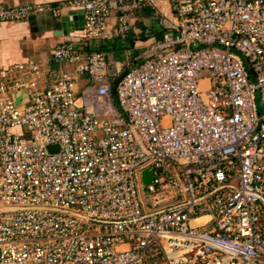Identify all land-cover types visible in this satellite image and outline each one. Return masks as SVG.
I'll return each instance as SVG.
<instances>
[{
    "label": "built area",
    "instance_id": "1",
    "mask_svg": "<svg viewBox=\"0 0 264 264\" xmlns=\"http://www.w3.org/2000/svg\"><path fill=\"white\" fill-rule=\"evenodd\" d=\"M70 6L84 38L144 8L162 33L136 63L67 42L70 69L0 66V264H264V0Z\"/></svg>",
    "mask_w": 264,
    "mask_h": 264
},
{
    "label": "crops",
    "instance_id": "2",
    "mask_svg": "<svg viewBox=\"0 0 264 264\" xmlns=\"http://www.w3.org/2000/svg\"><path fill=\"white\" fill-rule=\"evenodd\" d=\"M71 0H0L1 5H26L30 3L49 4L56 10L34 14L28 18L0 22V66L33 59L45 72L72 68V64L56 60L51 50L62 43H72L75 50L84 54L105 51L115 60L126 64L136 63L144 55L150 38H159L162 29L150 8H144L131 20V29L124 39L96 40L84 38L81 28L70 25L64 29L60 16L70 9ZM114 21V16L110 19ZM157 20V27L154 22ZM159 27V28H158ZM130 40L132 45L126 47ZM117 42L113 44V42ZM121 44V46H119ZM113 96L114 92H113Z\"/></svg>",
    "mask_w": 264,
    "mask_h": 264
},
{
    "label": "water",
    "instance_id": "3",
    "mask_svg": "<svg viewBox=\"0 0 264 264\" xmlns=\"http://www.w3.org/2000/svg\"><path fill=\"white\" fill-rule=\"evenodd\" d=\"M83 13L82 9H70L65 14L60 16V20L63 22L62 26L64 29L69 28L72 25L74 28H81L83 25ZM23 96L24 92L15 93V99L19 96ZM48 152L58 151V145H48L46 147ZM151 179V171L149 169L143 171V182L147 184Z\"/></svg>",
    "mask_w": 264,
    "mask_h": 264
},
{
    "label": "rangeland",
    "instance_id": "4",
    "mask_svg": "<svg viewBox=\"0 0 264 264\" xmlns=\"http://www.w3.org/2000/svg\"><path fill=\"white\" fill-rule=\"evenodd\" d=\"M157 20H156V22H154V25L157 27ZM159 28V27H158ZM259 101H260V97H259V94H258V92H256L255 93V102H256V105H257V107L258 108H260V103H259ZM144 189V188H143ZM144 198L145 199H147L148 198V193H147V191L146 190H144Z\"/></svg>",
    "mask_w": 264,
    "mask_h": 264
},
{
    "label": "trees",
    "instance_id": "5",
    "mask_svg": "<svg viewBox=\"0 0 264 264\" xmlns=\"http://www.w3.org/2000/svg\"><path fill=\"white\" fill-rule=\"evenodd\" d=\"M115 39L118 40L119 38L116 37ZM116 43H117L116 41L113 42V44H116ZM130 45H132V41L131 40H130L129 44L126 45V47H130ZM119 46H121V44Z\"/></svg>",
    "mask_w": 264,
    "mask_h": 264
},
{
    "label": "bare ground",
    "instance_id": "6",
    "mask_svg": "<svg viewBox=\"0 0 264 264\" xmlns=\"http://www.w3.org/2000/svg\"><path fill=\"white\" fill-rule=\"evenodd\" d=\"M205 219H207V217H206V216H203V217H201L199 220H200V221H203V220H205ZM199 220H198V221H199Z\"/></svg>",
    "mask_w": 264,
    "mask_h": 264
}]
</instances>
